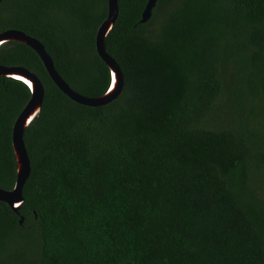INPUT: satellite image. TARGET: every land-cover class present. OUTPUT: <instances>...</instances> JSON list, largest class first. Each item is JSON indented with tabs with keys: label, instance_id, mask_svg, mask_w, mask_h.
<instances>
[{
	"label": "trees",
	"instance_id": "16d2710c",
	"mask_svg": "<svg viewBox=\"0 0 264 264\" xmlns=\"http://www.w3.org/2000/svg\"><path fill=\"white\" fill-rule=\"evenodd\" d=\"M147 2L118 0L105 49L124 88L104 107L72 102L28 46L0 48V65L44 87L23 205L0 202V264H264V0H157L141 24ZM107 13V0H2L0 33L38 40L74 92L97 98ZM30 96L0 77L5 191Z\"/></svg>",
	"mask_w": 264,
	"mask_h": 264
},
{
	"label": "water",
	"instance_id": "95a60500",
	"mask_svg": "<svg viewBox=\"0 0 264 264\" xmlns=\"http://www.w3.org/2000/svg\"><path fill=\"white\" fill-rule=\"evenodd\" d=\"M1 2L2 0H0V3ZM156 2L157 0H148L141 15V24H145L150 20ZM107 8V18L98 28L95 38L96 52L110 72L109 88L100 97L86 98L74 92L56 72L54 63L47 54L43 44L25 35L21 31L9 30L0 33V48L10 42L22 43L28 46L38 55L46 72L57 88L72 102L91 108L107 106L120 97L124 88L123 73L118 64L105 49V39L108 33L113 29L118 18V0H107ZM0 77L11 78L24 83L28 87L31 95L28 103L14 122L12 129V147L17 164L16 183L14 188L10 191L0 189V202L8 205L13 212L18 213L24 202L22 194L23 188L31 174L30 159L24 143V134L40 115L44 99V87L35 74L18 66L6 67L0 65ZM23 221L24 219L21 217L19 224L22 225Z\"/></svg>",
	"mask_w": 264,
	"mask_h": 264
}]
</instances>
